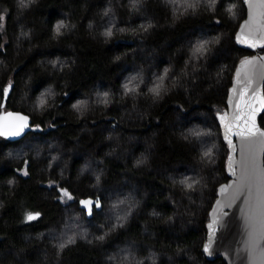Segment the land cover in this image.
<instances>
[{
	"label": "trees",
	"instance_id": "trees-1",
	"mask_svg": "<svg viewBox=\"0 0 264 264\" xmlns=\"http://www.w3.org/2000/svg\"><path fill=\"white\" fill-rule=\"evenodd\" d=\"M246 14L243 0H0V113L41 127L0 134V264H227L202 248L229 179L217 113L254 54L235 38Z\"/></svg>",
	"mask_w": 264,
	"mask_h": 264
},
{
	"label": "water",
	"instance_id": "water-1",
	"mask_svg": "<svg viewBox=\"0 0 264 264\" xmlns=\"http://www.w3.org/2000/svg\"><path fill=\"white\" fill-rule=\"evenodd\" d=\"M243 2L247 14L235 38L239 46L254 54L238 62L227 108L217 113L229 149V179L218 186L202 250L208 259L221 257L227 264H264V128L259 122L264 111V52L260 51L264 47V5L260 0ZM0 117L4 118L1 135L11 140H19L31 130H41L23 111L3 110ZM79 205L92 217L103 202L99 196H89L79 199ZM29 215L36 218L40 213Z\"/></svg>",
	"mask_w": 264,
	"mask_h": 264
},
{
	"label": "rangeland",
	"instance_id": "rangeland-1",
	"mask_svg": "<svg viewBox=\"0 0 264 264\" xmlns=\"http://www.w3.org/2000/svg\"><path fill=\"white\" fill-rule=\"evenodd\" d=\"M35 146H36V145H31L32 148H35ZM16 152L19 153V152H21V150H18V151H16ZM112 195H113V194H112ZM61 198H62V200H63L64 202H68V201H70V200L72 199L71 195L68 194L67 191L64 190V189H62V196H61ZM109 214H110V213L108 212L107 215H109ZM109 218H112V217H111V214H110V217H109ZM69 222H70V220L66 221L65 225L68 224ZM70 225H72V226L75 225V220H72L71 223H70ZM82 225H83V223H82V224H81V223H78V228H81ZM65 228H67V227H65ZM67 229H68V228H67ZM63 233L66 234L65 237L69 240V239H71V235H72V233H73V230H72V229H70V230H68V231H66V230L63 231V230H62V231L59 232V233H54V234H53V237L57 238V237L63 235Z\"/></svg>",
	"mask_w": 264,
	"mask_h": 264
},
{
	"label": "snow or ice",
	"instance_id": "snow-or-ice-1",
	"mask_svg": "<svg viewBox=\"0 0 264 264\" xmlns=\"http://www.w3.org/2000/svg\"><path fill=\"white\" fill-rule=\"evenodd\" d=\"M260 3L262 4V5H264V0H260ZM155 91V90H154ZM157 95H159V92H157ZM9 115H11V114H9ZM3 120H4V118L3 117H0V128H2V126H3ZM0 134H3V132L2 131H0ZM82 203H84V204H88V203H90L89 201H83ZM35 217L34 216H32V215H29V217H28V219H34ZM70 242H72V241H70Z\"/></svg>",
	"mask_w": 264,
	"mask_h": 264
}]
</instances>
